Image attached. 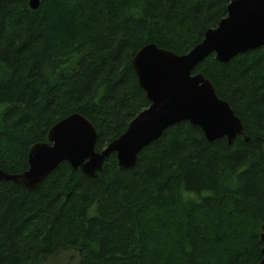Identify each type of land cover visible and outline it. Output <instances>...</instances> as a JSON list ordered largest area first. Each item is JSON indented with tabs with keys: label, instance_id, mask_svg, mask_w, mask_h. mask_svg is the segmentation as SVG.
<instances>
[{
	"label": "trees",
	"instance_id": "1",
	"mask_svg": "<svg viewBox=\"0 0 264 264\" xmlns=\"http://www.w3.org/2000/svg\"><path fill=\"white\" fill-rule=\"evenodd\" d=\"M230 0H0V170L28 168V150L79 113L95 150L150 102L134 54L155 43L178 55L226 16ZM209 79L245 141H208L188 121L167 127L133 167L115 153L97 178L66 161L35 189L0 180V264H255L264 225V47ZM210 190L212 195L203 193Z\"/></svg>",
	"mask_w": 264,
	"mask_h": 264
},
{
	"label": "water",
	"instance_id": "2",
	"mask_svg": "<svg viewBox=\"0 0 264 264\" xmlns=\"http://www.w3.org/2000/svg\"><path fill=\"white\" fill-rule=\"evenodd\" d=\"M29 6L37 9L39 0H29ZM259 47H264V0H230L226 16L207 29L187 53L178 55L147 43L134 54L137 82L150 104L102 150H95L97 134L91 122L73 113L49 129L47 142L36 143L28 150L25 171L9 174L0 170V180L35 189L64 161L85 177L97 178L111 153H115L119 168H131L144 147L157 140L167 127L182 121L198 126L210 142L225 137L232 144L237 136L248 141L229 103L218 97L209 79L192 71L210 54L225 63ZM260 239L262 257L255 264H264V225Z\"/></svg>",
	"mask_w": 264,
	"mask_h": 264
},
{
	"label": "clouds",
	"instance_id": "3",
	"mask_svg": "<svg viewBox=\"0 0 264 264\" xmlns=\"http://www.w3.org/2000/svg\"><path fill=\"white\" fill-rule=\"evenodd\" d=\"M203 194L206 196H210V195H212V192L210 190H208V191H205Z\"/></svg>",
	"mask_w": 264,
	"mask_h": 264
}]
</instances>
